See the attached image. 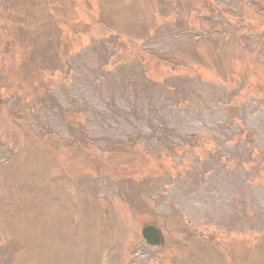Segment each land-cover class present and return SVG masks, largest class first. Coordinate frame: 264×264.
Masks as SVG:
<instances>
[{
  "label": "rangeland",
  "instance_id": "rangeland-1",
  "mask_svg": "<svg viewBox=\"0 0 264 264\" xmlns=\"http://www.w3.org/2000/svg\"><path fill=\"white\" fill-rule=\"evenodd\" d=\"M75 1L0 0V264H264V174L236 190L216 189L212 183V189L193 196L183 190L175 191L177 196L171 190L166 196H154L155 185H165L164 172L171 166L167 160L158 170L161 160L149 155L138 158L128 148L113 151L109 159L101 144L69 147L61 138L72 137L79 126L67 124L61 129L58 109L36 119L19 112L34 98L37 101L34 82L23 74L35 65L28 66L24 55H36L35 64L50 63V57L44 60L43 55L53 52L50 45L60 33L57 44L73 48L78 54L72 65L82 67L86 54L92 52L82 50L111 35L103 23L114 26L132 44L142 42L124 47L118 55L129 57L128 66L118 69L131 78L140 77L130 66L136 60L143 63L148 77L163 78L170 70L155 68L158 54L165 52L202 75L193 83L208 80L225 86L217 90L218 97L237 92L238 80L244 88L236 100L250 102L254 94L264 97V54L257 53L264 52V0H248L249 4L247 0H78L74 8ZM72 8L75 12L70 13ZM192 24L198 32L192 31L194 38L179 36ZM29 27L33 32L27 38L33 40V47L23 46ZM211 28H216V37L204 42ZM235 30L249 38L248 43L238 39ZM74 32L80 35L66 37ZM64 37L69 42L64 43ZM74 76L67 80L69 85L82 77L76 71ZM59 81L54 73L49 81L54 92ZM256 84L263 91L251 88ZM80 93L62 87L52 98L59 102ZM102 96L94 93L90 98L100 102ZM85 97L83 93L81 98ZM46 123L58 139L38 135ZM199 127L191 120L182 130L195 132ZM246 128L258 132L250 137L264 147V107L253 109ZM111 135L119 137L121 131ZM128 155L132 157L124 162L116 158ZM119 170L136 181L121 184ZM248 174L231 176L251 178ZM197 178L192 176L189 182L196 183ZM233 192L241 200L250 199L253 216L246 210L229 212L237 210L238 201L227 196ZM166 197L173 204L157 206ZM108 218L112 224L107 229ZM147 224L161 230L162 247L145 244L141 229Z\"/></svg>",
  "mask_w": 264,
  "mask_h": 264
},
{
  "label": "trees",
  "instance_id": "trees-1",
  "mask_svg": "<svg viewBox=\"0 0 264 264\" xmlns=\"http://www.w3.org/2000/svg\"><path fill=\"white\" fill-rule=\"evenodd\" d=\"M178 88L180 89V91H182L183 89H184V87H183V85H180V86H178ZM185 96H188V94H186ZM188 102V100L187 99H182V100H178L177 101V103L174 105V106H181L182 104H185V103H187ZM177 117H179V115H177ZM139 120H141V119H139L138 118V121ZM159 119H157V121H158ZM180 121V118H178V122ZM141 122V121H140ZM157 123H159V122H157ZM159 124H161L160 126H151V129H153L155 132H156V134H154V135H156L155 137H156V139H158V140H161L162 138H164L165 136H170V137H174V135L173 134H175L176 132H177V130H176V128L175 129H173V127L172 128H170V130L168 129V130H166L165 129V127H167V125L165 124V123H163L162 124V120H161V122L159 123ZM152 125V124H151ZM222 125H224V124H221L220 126H222ZM156 128V129H155ZM158 133V134H157ZM234 135L236 136V134L235 133H233V132H231V131H228V133L226 134V135H224V137H222L219 141H218V143H223L224 142V140L223 139H225V143H227V144H229V145H232V144H234L235 142H238L239 143V141L240 140H235L233 137H234ZM178 137H180V135H178ZM185 138H187V136H185ZM181 140H183V137L181 138ZM235 141V142H234ZM204 144V142L202 141V145ZM240 146H242V148H240V150L242 151L240 154H239V159L238 158H236V160L238 159L239 161H235V160H231L229 157H226V156H220L219 158H220V160L221 161H223V162H225L226 164H227V166H231V165H233L234 166V168L236 169V170H238L239 172H243L244 171V169L246 168V167H248L249 168V170L251 171L252 169H254V167L256 166V159L254 158V155H252V153H253V151L252 150H248V149H245V148H243L244 147V145H240ZM217 149H219V148H217L216 147V150ZM211 154V153H210ZM232 154H234V155H237L236 153H235V151H232ZM204 159V158H203ZM218 159V158H217ZM255 160V161H254ZM216 161V160H215ZM235 161V162H234ZM233 167L231 166L229 169H232ZM261 168V167H260Z\"/></svg>",
  "mask_w": 264,
  "mask_h": 264
}]
</instances>
